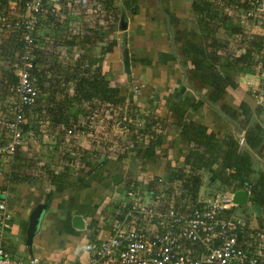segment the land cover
Returning a JSON list of instances; mask_svg holds the SVG:
<instances>
[{"label":"trees","instance_id":"1","mask_svg":"<svg viewBox=\"0 0 264 264\" xmlns=\"http://www.w3.org/2000/svg\"><path fill=\"white\" fill-rule=\"evenodd\" d=\"M117 1L79 0L71 11L81 15L85 11L87 17L97 16L94 18L96 24L99 20L104 21L109 29H112L117 27L121 14ZM191 4L196 24L184 36L176 37L175 41H183L179 47L181 65L190 83L189 87L195 92L198 91V96L190 94L180 99V102H174L170 108L173 120L170 117H160L148 109L143 110L131 100L127 104V116L134 123H131L124 133L112 131L117 118L120 120L126 115L121 105H125L124 99L127 93L120 85H112L102 64L94 66L97 62L90 59L88 63H84V60L90 58L86 52L92 50L91 48L97 43L106 54L114 51L117 41L110 39L106 32L98 34L95 26L90 25L91 23L84 25L83 28L73 26L70 29L68 20H60L59 17L49 15L44 24L50 30L37 38L35 50L36 62L41 69L39 71L44 76L40 79L42 89L36 103L27 109L28 121L24 129L28 130L29 127L35 126L36 113H45L50 116L55 126L62 122L72 125L78 113L83 115L89 113L90 110L84 107V103H90L92 107H96L97 104H107L110 118L102 123V130H98L100 139L104 141L102 144H106L107 153H109L102 162L103 165L110 160L119 162L129 153L140 160L141 164L155 163L164 137L172 128L180 129V138L188 147L183 167L170 168L164 175V184L159 181L158 175H154L146 182L125 181L124 178L127 193L141 189L140 193L146 191L155 197L165 185L167 195L162 206L172 203L175 206H181L184 210H190L198 204L199 190L202 185L201 170H206L215 164L221 165L223 169L221 174L225 175L224 172L228 174V178L221 177L222 183L230 184L229 181H236L237 186L233 191L241 188L245 183L248 184L246 173L241 170L239 163L241 160L246 163L250 160V156L239 155L238 150L242 148L239 141L235 137H229L224 141L226 136L213 131L209 132L207 125L195 122L190 110L197 111L205 103H209L216 115L232 119L236 121V127L246 129L244 146L247 144L252 149L259 146L262 141L263 127L254 119V116L263 110L262 107L260 105H257L255 109L252 107L255 105V99L250 93L239 106H230L228 101L234 103L236 97L228 91V88H236L239 74L252 70L253 66L264 60V34L256 32L257 22L245 16L250 0H192ZM5 5L7 6V3ZM96 5H98V11L95 9ZM15 7V13H22L24 0H20ZM91 9L92 11L89 12ZM236 21H241V24H237ZM243 24L248 25L250 36L239 29ZM67 26L68 32H65L64 28ZM223 31L236 33L234 35H238L237 39L240 42H246L243 53L238 55L236 49L230 48L229 40H222L220 36ZM20 47V31L5 33L0 44V102L4 100L5 95L9 94L11 85L16 82V76L10 65ZM75 49L80 53V59L76 63L61 65L62 62L61 64L57 62L58 56L72 53ZM225 68L228 69L226 73ZM48 70L53 72L50 78L46 77ZM43 96L46 103L43 101ZM218 104H220L219 108H217ZM74 110H77V113L73 112ZM231 112L233 116H230ZM117 114L120 115L117 117ZM135 121H142L144 125L139 127ZM136 131L143 135L141 139ZM144 135H149L147 145H145L146 136ZM89 156L92 158L93 154ZM82 159L85 160L87 157ZM91 165L90 160L80 163L78 169L80 176H83L85 168ZM230 167H234L235 171L227 172V168ZM75 173L69 167H65L59 173L48 172V186L51 192L56 194L77 186L78 181L74 179ZM97 173H100L99 170ZM19 176L16 174L11 181L20 183L28 180L25 176ZM116 176L118 175L113 177ZM41 188H45L43 183ZM251 201L259 206L264 205V181H261L260 186L255 185L251 188ZM130 209V202L122 203L121 210L114 211L112 218L114 220L123 218Z\"/></svg>","mask_w":264,"mask_h":264},{"label":"crops","instance_id":"2","mask_svg":"<svg viewBox=\"0 0 264 264\" xmlns=\"http://www.w3.org/2000/svg\"><path fill=\"white\" fill-rule=\"evenodd\" d=\"M191 3L192 0H118L117 5L119 7L123 5L127 12L128 28L126 30V45L123 42L124 32L119 30V22L117 27L109 29L104 21L99 20L97 24L95 23L94 18L97 16H85V11L81 16H76L67 11L66 15L68 18L66 20L70 22V29L73 26L75 28L78 26L83 28L84 25L91 23L90 25L95 26L98 34L106 32L110 39L117 41L114 51L106 54L103 53V49L97 43V45L91 48L92 50L86 52L90 58L85 59L84 63H88L91 59V61L97 62L94 66L99 64L104 66L112 85H120L123 91L127 93H125V105L132 100L143 110L148 109L160 117H170L173 120L174 117L171 116L172 113L170 112L172 104L180 102V99L187 95L195 94V91L189 87L190 83L185 75L179 57V47L183 41H175L176 37L184 36L196 24ZM96 6L95 9L98 11V5ZM237 23L239 24L241 21ZM64 31L68 32V26L64 28ZM239 43L241 45L240 40ZM126 50H128L131 61L132 78L130 79L123 70V58ZM57 52H60L59 49ZM79 57L80 53L75 49L72 53L58 56L59 60L57 62L59 64L62 62L61 65H68V63L72 65L80 59ZM257 66H253V71L250 69V71L241 72V76H238V86L236 88H228V91L236 97L234 103L228 101L230 106H239L245 100L247 94L250 93L251 97L255 99V105H252V107L255 109L257 105H260L263 109L254 116V119L259 121L263 127L261 143L255 149L250 148L247 144L245 146L240 144L242 148L240 147L238 150L241 157L250 156V160L246 163L242 160L239 163L241 170L246 173L247 180L249 181L248 184L245 183L239 189H245L249 192L248 204H250L251 209L253 205L251 201V188L255 185L260 186L261 181H264V102L258 100L253 87H246L245 85L246 77L249 76L248 79L251 77L255 81V84L258 85L255 86L258 88L257 92L263 91L262 87H259L260 77L256 71ZM224 71L226 73L228 69L225 68ZM46 73V77L50 78L53 72L48 70ZM133 84H142L141 94L138 97L134 94ZM8 93L5 95L6 97L4 96V100L0 102V108H4L5 110L12 105L10 90ZM156 94H158V99L155 98ZM261 95L259 94V96ZM43 97V101L46 103L45 96ZM125 105L121 106L122 110ZM101 106H103L101 110L104 118L97 125V133L98 130H102V123L107 120L108 116L110 117L108 105ZM84 107H88L87 102L84 103ZM219 107L220 104H218L217 108ZM190 111H192L191 116L196 123L207 125L209 132L213 131L219 135L226 136L223 139L224 141L229 139V137H235L239 141L241 135L245 136L246 129L236 127V121L234 122L232 119L216 115L209 103H205L197 111ZM73 112L77 113V110ZM230 116H233V112L230 113ZM35 118V126L29 127L26 130L25 143L19 148L14 159V164L5 165L4 170L0 174V185L6 184L10 188L9 196L14 211L12 227L10 228L11 232L19 234L23 230L24 234H26L32 209L39 203L46 204L47 206L41 216L38 231L34 235L32 253L28 251L24 241L23 243H18V248H15L6 240L7 247L13 255H15L16 249L27 252L26 256L22 257V259L37 256L51 264H85L90 256V242L97 236L108 233V230L112 227L113 221H109L106 218L107 213L110 212L111 215L109 214L107 217L112 218L111 211H120L121 204L130 200L127 192L126 194H122V185H115L113 176H123L122 171L126 167H131L130 170L135 169V166L141 165L140 160L129 153L119 162L110 160L109 163L103 165L102 162L109 155L107 153L108 148L106 149V144H102L104 143L102 139L101 141L92 142L88 133L77 136L80 151L75 154L71 145L67 143L65 135L62 132L56 134L60 125L66 124L65 122L55 126L53 125L52 118L45 113H36ZM76 118L75 122H72V125L87 121V115H83V113H78ZM66 125L71 126L68 123ZM1 131L2 129H0ZM46 131L48 134L45 133ZM38 132H41V134H38ZM145 136V145H147L149 135ZM47 137L50 138L51 142V145H48L51 149V157L47 161H43L39 155V149L32 151L31 146H41V143L45 142ZM187 148V145L180 138V129L172 128L164 137V142L158 153L160 157L158 156L156 162L142 164L143 167H141L144 169V172L146 171L145 174L148 175L143 179V182L148 181L147 178L151 179L154 175H158L159 177L164 176L170 168L178 169L183 167ZM91 153L93 156L89 160L92 167L87 166L84 175L80 176V170L73 165V161L77 163V161H80V158L82 159ZM64 155L66 157L63 159ZM31 159L36 161V165L34 164L35 167L32 171L36 179L31 182V186L27 182L13 183L11 178L16 176V174L19 176L18 171L24 174H26L25 172H29L28 165L32 162ZM68 161H70L73 167H70ZM39 164L41 165L37 166ZM65 167L72 168L71 171L76 172L74 179L78 181L76 183L77 186L53 194L50 186H48V172L59 173ZM230 169L231 172L226 169L224 171L226 170L229 173L235 171L234 167H230ZM98 170L100 173H97ZM221 171H223L221 165L217 164L206 170H201L202 185L199 190L198 203L209 201L216 193L212 189L213 183H216L220 179L222 184L223 179L221 177L228 178V174L226 172H224L225 175L221 174ZM19 177H23L21 173ZM229 182V185L235 189L237 186L236 181ZM42 183L45 185L43 189L41 188ZM18 187L23 193L19 192ZM26 187L27 189L29 188V194H27L26 190L22 189ZM30 187H36L37 190L33 189L32 194ZM232 191L233 189L228 192ZM146 198L148 201L155 199L149 193ZM260 207L262 208L261 216L256 215L252 209L253 217H248L244 220L248 226L247 238H251L253 245L255 244L254 239L259 238L260 234L262 235L263 233L261 227L264 226V205ZM18 214L20 215V223L16 224L14 216ZM74 215L83 217L85 222L84 228L77 229L73 226ZM251 248L254 250V247ZM201 249V247H195L193 251L195 254H199Z\"/></svg>","mask_w":264,"mask_h":264},{"label":"built area","instance_id":"3","mask_svg":"<svg viewBox=\"0 0 264 264\" xmlns=\"http://www.w3.org/2000/svg\"><path fill=\"white\" fill-rule=\"evenodd\" d=\"M19 1L0 0V42L10 31H20L21 39V47L10 65L16 76V82L9 89L12 105L7 110L0 108V174L5 165L14 164L19 148L25 143L26 112L36 103L42 89L40 79L44 76L39 71L35 50L37 38L46 27L45 19L49 15L66 19L67 11L81 16L71 11L72 6L66 9L63 0H24V11L15 13ZM246 16L264 26V0H250ZM257 69L264 87V76L259 75L264 69V60ZM133 86L138 97L142 84ZM87 105L90 111L85 123L71 126L63 123L56 131V134L65 135L75 154L80 149L78 135L88 133L92 142L101 141L96 112H101L99 118L103 119L101 105L104 104L100 107ZM123 110L126 115L114 122L112 131L124 133L134 123L128 119L127 105ZM135 124L144 125L142 121H135ZM136 133L140 139L143 137ZM239 143L245 144L244 135L240 136ZM159 181L164 184V176H160ZM9 195L8 185H0V264H51L37 256L15 258L8 249L4 235L12 227L14 213ZM166 195L165 185L153 201L143 199L141 193L128 191L131 209L123 218L113 220L108 233L90 242V256L85 264H264V244L253 245L251 238H247L246 221L229 214L237 205L233 200L234 191L217 192L209 201L197 202L190 210L172 203L163 207ZM195 247L202 248L199 254L194 253Z\"/></svg>","mask_w":264,"mask_h":264},{"label":"rangeland","instance_id":"4","mask_svg":"<svg viewBox=\"0 0 264 264\" xmlns=\"http://www.w3.org/2000/svg\"><path fill=\"white\" fill-rule=\"evenodd\" d=\"M64 1V4L66 5V9H67V7H74L75 5H77V3H76V0H63ZM237 23V22H236ZM238 24V23H237ZM241 24V23H240ZM258 25H260V26H258ZM254 26H252V28H253ZM257 28V30H255L256 32L258 31L259 33H263L264 34V26H263V24H261V23H257V25H256V27H255V29ZM44 30L43 31H41V36H43L46 32H48L49 30H50V28L48 27V26H46V27H44L43 28ZM239 29H241L243 32H245V34H247V35H249L250 36V31H249V29H248V25L247 24H243L242 26H240L239 27ZM233 33H229L228 31H223V32H221V38H222V40L223 41H227V40H229V46H230V48L232 49H236L235 51H236V53H238V55L239 54H241V53H243L244 52V50H245V48H246V42L245 41H242L241 42V45H240V43H239V40L237 39V37H238V35H234V34H236V33H234L233 35H232ZM76 57H78V56H76ZM258 65V64H257ZM257 65H255V67L257 66ZM255 70V69H254ZM256 71H258V69L256 68ZM240 75V74H239ZM259 75L260 76H264V69L263 70H261V71H259ZM241 76V75H240ZM248 77L249 76H247L246 77V82H245V85H246V87H253V90H255V89H257L256 91H254V93H255V95H257V98H258V100L260 101V102H264V90L263 91H260V92H257L258 91V88L257 87H255V86H258V85H256L255 84V81L250 77L249 79H248ZM259 87H262V89L264 88L262 85H261V81H260V86ZM195 94H197V96H198V91L197 92H195ZM259 94H262L261 96H259ZM121 106H123V105H121ZM97 107H100V105H98ZM96 110L97 109H99V108H95ZM94 109V110H95ZM96 114H97V117H98V119L100 120V121H103V119H101V118H99V115L101 114V112L99 113V112H96ZM120 114H117V117L119 116ZM116 117V118H117ZM107 118H110L109 116L107 117ZM119 120V118H117V121ZM113 127H114V125H113ZM118 128H120V127H118ZM41 131V130H40ZM48 131V130H47ZM47 131L45 132V133H47ZM115 131V133H117V131L116 130H114ZM38 134H41V132H38ZM48 134V133H47ZM38 145V144H37ZM48 145H51V142H50V138L49 137H47L46 138V140H45V142H43V143H41V146H31V148H32V151H34V150H36V149H39V155L42 157V160L43 161H47V159H49L51 156H50V154H51V149L49 148V146ZM80 151V149L79 150H77V152H79ZM81 153V152H80ZM70 156V155H69ZM78 156V155H77ZM66 156L64 155L63 156V159L65 158ZM71 157V156H70ZM85 157H87V159H85V160H83V159H81L80 161H77V163L75 162V161H73L74 163H73V165L75 166V167H77V168H79V164L82 162V160L83 161H87V160H89L91 157L89 156V155H86ZM72 158V157H71ZM92 159V158H91ZM90 159V160H91ZM32 160V159H31ZM49 161H51V160H49ZM69 162V164H70V167H73L72 166V164L70 163V161H68ZM72 162V161H71ZM79 162V163H78ZM27 163H29L28 161H27ZM137 163V162H136ZM30 165H28V169H29V172H25L26 174H24V173H22V172H20V171H18L17 173H18V175H20V173L22 174V176L24 177H26V179H28L26 182H27V184H29L30 183V186H31V182H33L36 178H35V176H34V174H32V171H33V168L35 167L34 166V164L36 165V161L35 160H32V162H30L29 163ZM77 164V165H76ZM41 164H39V165H37V166H40ZM142 166V164L140 165V164H138L137 166H135V169H132V170H130L131 169V167L130 168H124L125 170H123L122 171V175L125 177V181H130V180H132V182H134V181H136V182H139V181H143V179H145V177H146V175L147 174H145L146 173V171L144 172V169L141 167ZM31 168V169H30ZM72 169V168H71ZM128 169V170H127ZM148 176V175H147ZM41 178H43V177H41ZM124 180V179H123ZM123 180L122 181H120L118 184H115V185H122L121 186V191H122V194H126V187L124 186V184H123ZM147 180H148V178H147ZM16 184V183H15ZM21 187V186H20ZM36 187H37V185H36ZM36 187H30V190L32 191V194H33V191L34 190H37L36 189ZM15 189V188H14ZM22 189H24V190H26V192H27V194H29V188L27 189V187L26 188H22ZM34 189V190H33ZM212 189H214V191L217 193V192H220V193H227L228 191H230V190H232V189H234V188H232V186H230L229 184H224V183H222L221 184V180L220 179H218L217 181H216V183H213V185H212ZM18 190H19V187H18ZM123 190H125V191H123ZM140 191L142 192V190L141 189H138L137 191H135V192H137V193H139L140 194ZM144 191V190H143ZM19 192H21L20 190H19ZM36 192V191H35ZM21 193H23V192H21ZM215 193V194H216ZM35 194V193H34ZM214 194V195H215ZM141 196L143 197V199H145L147 196H148V193H146V191L145 192H143V193H141ZM46 199H48L47 197H46ZM145 200H147V198L145 199ZM128 202H130V200H128L125 204H128ZM122 205V204H121ZM124 206V205H123ZM122 206V207H123ZM125 207V206H124ZM45 211V210H44ZM111 213L113 214L114 212H112L111 211ZM109 214H110V212L109 213H107V215H106V218H108V220L109 221H113L114 219L113 218H111V217H107V216H109ZM229 214H231V215H234V217H237V218H242V219H244L245 220V218L247 219L248 217H253V211H252V209H251V206H250V204H246V205H235V206H233L232 208H231V210L229 211ZM111 215V214H110ZM113 217V216H112ZM14 218H15V220H16V224H18V223H20V215L18 214V215H15L14 216ZM113 219V220H112ZM261 229H263V233H262V235L260 234V237L259 238H257V239H255V244L257 245V244H264V226L263 227H261ZM38 231V230H37ZM37 231H36V233H37ZM35 233V234H36ZM5 239L6 240H8L12 245H13V247H15V248H18L17 246H18V243H23V241L24 242H26V234H24V232H23V230H21V232L19 233V234H14V232H11V230L10 229H7L6 230V232H5ZM26 253L27 252H22L21 250H19V249H16V251H15V255H14V257L15 258H22V257H24V256H26ZM72 264H74V263H72Z\"/></svg>","mask_w":264,"mask_h":264},{"label":"water","instance_id":"5","mask_svg":"<svg viewBox=\"0 0 264 264\" xmlns=\"http://www.w3.org/2000/svg\"><path fill=\"white\" fill-rule=\"evenodd\" d=\"M120 19H119V30L124 32V44H127V36H126V30L128 28V19H127V12L123 5H120ZM127 49V47H126ZM123 70L126 73V75L130 78H132V71H131V61H130V55L128 53V50H126L125 56L123 58ZM158 99V94H156V97ZM123 180V176L119 175L113 178V182L115 184H118L120 181ZM234 202L237 205H246L249 202V192L245 189H238L234 191ZM47 205L43 203H39L36 207H34L30 213L29 216V223L26 229V246L30 253H32V244L34 235L38 229L41 216L44 212V209ZM252 209L254 210L255 214L258 216L262 215V208L258 204H253ZM73 226L77 229H82L85 227V222L83 220V217L80 215H74L73 217Z\"/></svg>","mask_w":264,"mask_h":264}]
</instances>
